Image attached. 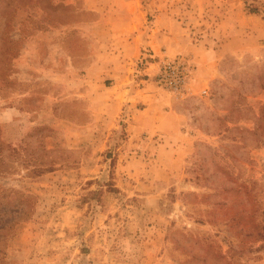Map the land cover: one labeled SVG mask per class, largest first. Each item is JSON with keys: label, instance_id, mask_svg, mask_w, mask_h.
<instances>
[{"label": "rangeland", "instance_id": "1", "mask_svg": "<svg viewBox=\"0 0 264 264\" xmlns=\"http://www.w3.org/2000/svg\"><path fill=\"white\" fill-rule=\"evenodd\" d=\"M7 1L0 142L18 154L0 170V264H264V0ZM124 14L164 37L151 72L130 73L185 114L189 150L155 158L158 133L107 127V69L91 65ZM167 60L187 64L181 90Z\"/></svg>", "mask_w": 264, "mask_h": 264}, {"label": "crops", "instance_id": "2", "mask_svg": "<svg viewBox=\"0 0 264 264\" xmlns=\"http://www.w3.org/2000/svg\"><path fill=\"white\" fill-rule=\"evenodd\" d=\"M134 19L135 15L130 17L124 14L120 18L121 25L107 26V63H99L97 59L91 67L99 66L107 69V127H115L118 121L123 120L127 122L129 129L135 126L134 129L145 130L150 136L158 133L160 142L157 145L155 158H164L166 154L162 153L167 146L173 151L177 148L189 150L198 135L192 127V130L183 128L184 123L187 124V120L186 122L183 120L185 114L172 106V100L162 95L149 77L138 78L134 71L130 73L135 69L137 59L143 63L141 73L147 76L151 72L150 68L153 64L150 62L152 57L159 56L161 40L164 38L161 39L156 34L157 27L148 31L140 26L137 28ZM122 34H126L127 37H123L126 40H122V37L118 38L121 47H116V44L113 46L114 40H111L110 36ZM214 64H216L215 60L203 64L207 67L205 71L209 72L208 76L213 75ZM198 69L199 66L196 72ZM91 113L95 119L96 108ZM174 117L178 122L175 124L173 121L169 124L166 119ZM89 124L92 125L93 122ZM170 149L167 150L168 158H177L178 155L173 154Z\"/></svg>", "mask_w": 264, "mask_h": 264}, {"label": "trees", "instance_id": "3", "mask_svg": "<svg viewBox=\"0 0 264 264\" xmlns=\"http://www.w3.org/2000/svg\"><path fill=\"white\" fill-rule=\"evenodd\" d=\"M25 1H30V0H25ZM40 1L42 0H35V4L39 3ZM8 3L11 2L10 1H7ZM21 3H26V2H21ZM16 5V4H14ZM58 5V4H57ZM47 6H41L40 7V11H41V14H40V17H45L47 15V9L49 8H46ZM247 7H248V11L249 12H254V13H258L259 9L256 5L254 4H247ZM8 42L9 43H12L13 40L8 37ZM7 46V45H6ZM5 46V47H6ZM10 46H7L6 50L9 49ZM8 48V49H7ZM18 153H17V150L14 149V148H11L8 144H5L3 142H0V170H7V168L9 167L10 165V158L13 157V156H16ZM51 166H47L46 168H43V170H47V169H50ZM3 213H5V211H1L0 210V215H2L1 219H0V230L3 229L6 225L8 226L10 223L7 222V223H4V218H3ZM262 228H264V225H262ZM262 234H264V231L260 232L258 235L261 236Z\"/></svg>", "mask_w": 264, "mask_h": 264}, {"label": "built area", "instance_id": "4", "mask_svg": "<svg viewBox=\"0 0 264 264\" xmlns=\"http://www.w3.org/2000/svg\"><path fill=\"white\" fill-rule=\"evenodd\" d=\"M162 71L164 74L161 80L173 90H181L186 76H187V64L181 60H167L163 63ZM203 94H207V90H202Z\"/></svg>", "mask_w": 264, "mask_h": 264}]
</instances>
